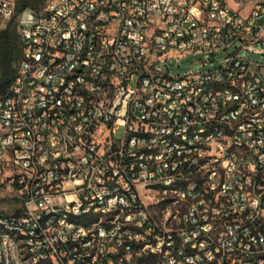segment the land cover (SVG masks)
I'll return each instance as SVG.
<instances>
[{
    "label": "built area",
    "instance_id": "built-area-1",
    "mask_svg": "<svg viewBox=\"0 0 264 264\" xmlns=\"http://www.w3.org/2000/svg\"><path fill=\"white\" fill-rule=\"evenodd\" d=\"M14 16L0 0V33ZM16 20L0 264H264V65L242 55L264 54V0H48Z\"/></svg>",
    "mask_w": 264,
    "mask_h": 264
},
{
    "label": "trees",
    "instance_id": "trees-1",
    "mask_svg": "<svg viewBox=\"0 0 264 264\" xmlns=\"http://www.w3.org/2000/svg\"><path fill=\"white\" fill-rule=\"evenodd\" d=\"M38 7V0H16L15 16L0 33V97L8 92L20 65L22 41L16 18L22 11Z\"/></svg>",
    "mask_w": 264,
    "mask_h": 264
},
{
    "label": "rangeland",
    "instance_id": "rangeland-1",
    "mask_svg": "<svg viewBox=\"0 0 264 264\" xmlns=\"http://www.w3.org/2000/svg\"><path fill=\"white\" fill-rule=\"evenodd\" d=\"M38 1H39V7L37 8V10H42L45 7L46 3L48 2V0H38ZM15 4H16V0H15ZM234 53H235L234 47L227 50L226 52H221L214 60H211L213 67H210L209 65L206 67L202 66V63L205 60V55H199V56L191 55L180 61V63L178 64L180 66L179 69H177V65H175L171 69V71L174 76H181L190 71L203 72L211 68L219 67L222 60L227 58V56L229 55H233ZM242 55H244L250 61L264 65V54L255 55V54L242 53ZM122 139H123V129L116 130L114 132V140L121 141ZM19 209H20V204H19L18 196L14 191L6 188L0 180V218L5 216L16 215L19 212Z\"/></svg>",
    "mask_w": 264,
    "mask_h": 264
}]
</instances>
